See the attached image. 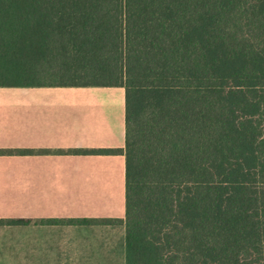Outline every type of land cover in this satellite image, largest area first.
<instances>
[{"label":"trees","instance_id":"1","mask_svg":"<svg viewBox=\"0 0 264 264\" xmlns=\"http://www.w3.org/2000/svg\"><path fill=\"white\" fill-rule=\"evenodd\" d=\"M2 86L125 88L126 264H264V0H0Z\"/></svg>","mask_w":264,"mask_h":264},{"label":"crops","instance_id":"2","mask_svg":"<svg viewBox=\"0 0 264 264\" xmlns=\"http://www.w3.org/2000/svg\"><path fill=\"white\" fill-rule=\"evenodd\" d=\"M20 87L73 88L72 100L29 98L22 102L32 113L37 112L36 117L29 116L30 121L39 122L38 126L24 125V130L39 134L26 138L35 142L26 146L73 149V153L23 154L22 164L0 165V172H14L0 176L20 183L0 187V197L37 204L38 211L31 205L32 212L14 218L89 221L0 226V264H126V226L115 221L126 216L125 155L83 152L124 147L125 88Z\"/></svg>","mask_w":264,"mask_h":264},{"label":"rangeland","instance_id":"3","mask_svg":"<svg viewBox=\"0 0 264 264\" xmlns=\"http://www.w3.org/2000/svg\"><path fill=\"white\" fill-rule=\"evenodd\" d=\"M31 100H37L39 98L46 99H61V100H72L73 99V88L72 87H61L57 89H51L47 87H14L6 86L0 87V165L5 164H22L23 160L21 155L31 154L32 156H43L51 151L61 153H73V149H55L51 148H40V147H28L27 143L34 140L33 137H37L39 134L33 133V131L24 130V125L31 122L35 126H38L39 122L30 121L29 116H37V112L32 113V109H27L23 106L24 101L28 102ZM5 103V105H3ZM70 104V103H67ZM3 105V106H2ZM2 106V107H1ZM62 109V107H61ZM29 110V111H28ZM70 111H72L70 109ZM61 114H65L62 112ZM72 115L73 113H69ZM30 151V152H28ZM25 152V153H22ZM4 174H10L14 172L5 171L0 172ZM14 184H20L9 178L0 176V187L10 186ZM5 197H0V219H16L19 215L29 214L32 212L28 209L31 205H34V211H38L37 204H28L22 202H14L5 200ZM20 199V198H19ZM17 200V199H15ZM69 219V218H64ZM31 222L41 223L39 218H35ZM12 223H0V226H12Z\"/></svg>","mask_w":264,"mask_h":264}]
</instances>
